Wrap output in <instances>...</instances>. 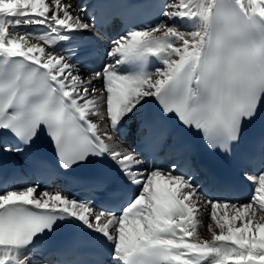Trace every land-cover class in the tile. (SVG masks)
<instances>
[{"label":"snow or ice","instance_id":"obj_1","mask_svg":"<svg viewBox=\"0 0 264 264\" xmlns=\"http://www.w3.org/2000/svg\"><path fill=\"white\" fill-rule=\"evenodd\" d=\"M0 264H264V0H0Z\"/></svg>","mask_w":264,"mask_h":264},{"label":"bare ground","instance_id":"obj_2","mask_svg":"<svg viewBox=\"0 0 264 264\" xmlns=\"http://www.w3.org/2000/svg\"><path fill=\"white\" fill-rule=\"evenodd\" d=\"M103 44V42H101V45ZM125 143V142H124ZM125 145H126V143H125ZM203 234V233H202ZM205 238H208L206 235H205Z\"/></svg>","mask_w":264,"mask_h":264}]
</instances>
